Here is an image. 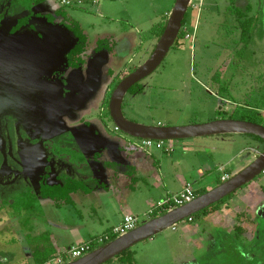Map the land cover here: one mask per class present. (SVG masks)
Masks as SVG:
<instances>
[{"label": "rangeland", "instance_id": "obj_1", "mask_svg": "<svg viewBox=\"0 0 264 264\" xmlns=\"http://www.w3.org/2000/svg\"><path fill=\"white\" fill-rule=\"evenodd\" d=\"M175 1H77L66 6L72 20L78 22L88 36L89 53L94 51L99 39H113L116 42L114 53L94 56L98 64L97 75L91 95L86 98V106L60 114L63 120L66 116L67 124H73L74 127H78L80 117L90 119L95 128L94 135L104 137L106 142L101 145L104 154L99 153L100 159L97 161L100 166L104 159L110 157L114 146L118 147V145L111 146L108 151L105 144L118 143L122 147L128 145L134 148L139 142L121 131H116L112 121L107 124L108 127L96 128L99 124L97 117L104 93L107 88L109 91L113 88V85H110L112 80L110 71L115 75L123 71L128 73L129 70L141 66L148 60L158 41L152 28L166 19L168 14L170 15ZM192 2L194 5L188 10L190 20L187 25L192 34L191 40L171 48L161 66L141 82L144 88L142 93H128L125 96L124 116L130 121L147 126H187L217 119L248 118L251 109L259 108L262 109L261 120L264 123V0L245 1L252 4V13L261 23L247 46L240 41L237 22L228 10L230 0H193ZM53 3L55 1L52 0ZM225 137L214 136L171 142L175 154L179 153L180 145L183 144L191 154L201 153L199 157L201 161H211L210 173L204 180H198L196 174L188 177L196 188L207 184L205 180H213L217 183L220 175L217 169L218 163L215 164L211 157L202 153L200 149L205 146L211 148L222 146ZM258 145L261 149L264 148L263 143L260 142ZM126 152L130 159L123 160L125 165L138 156L152 164L156 161L152 154L156 156L171 154L156 147L151 149L149 155L135 148ZM248 154L249 152H245L244 155L246 162L253 161L254 155L247 156ZM88 157L92 158V155ZM242 158L243 156H239L237 161H241ZM124 164L123 168H119L116 176H109L108 180L111 183L126 182L128 176L125 174L127 168ZM235 164L236 162L229 168H233ZM255 183L260 188H264V174L258 176ZM98 190L99 188H95L89 195L78 193L74 196L76 202L74 205L62 208H57L51 200H41L42 208L36 213L34 210L21 209L22 206L20 207L16 202L19 200L18 196L12 197L15 199L13 208L0 207V261L4 264H34L31 253L32 241L26 238L24 222L27 228L34 229V234L52 232L56 238V247L70 240L73 230L81 231L85 240L91 235L109 233L111 230L105 231L115 224L112 220L111 225H108L109 220L102 218L108 208L102 205L104 202ZM143 191L148 189L143 188ZM259 202L253 215L247 210L241 212L240 209L230 208L231 213L226 212L221 217L222 226L227 232L235 234V227L241 226L244 229L241 237L235 236L234 239L226 237L224 229L218 227L213 233L209 232L210 236L204 234L206 241L205 239L199 241L193 239L194 235L185 234L184 226L187 225L185 220L176 225L175 230L170 228L153 237V240H146L134 246L131 250L135 253V264L194 262L205 264V261H210V256L216 253L214 250H219L220 240H223V237H226L228 244L233 246L234 250L231 249L233 254L239 247L244 249L241 252L246 260L263 262L264 207L260 208ZM138 217L139 225L150 219L147 213H142ZM214 223L217 225L218 221ZM196 224L191 228L201 224V220H197ZM227 256L231 257V252ZM222 258V255H215L212 264H223ZM106 264H117V262L114 260Z\"/></svg>", "mask_w": 264, "mask_h": 264}, {"label": "flooded vegetation", "instance_id": "obj_2", "mask_svg": "<svg viewBox=\"0 0 264 264\" xmlns=\"http://www.w3.org/2000/svg\"><path fill=\"white\" fill-rule=\"evenodd\" d=\"M53 1L55 3L52 4V0H0L2 209H11L10 202L5 204L2 197L37 194L44 186L55 185L65 179L82 178L89 183L96 182L94 190L101 189L107 178L101 174L106 164L102 162L100 166L97 162L99 154L95 153L106 142L104 137L94 135L95 128L90 119L80 117L78 127H74L67 124L66 116L63 120L60 114L86 106V98L91 95L97 75L98 64L94 56L114 53L116 42L99 39L94 51L89 53L88 36L85 34L87 48L82 51L77 38L78 27L66 9V6L81 0H65L68 4H63V0ZM101 40L103 45L100 49L98 42ZM134 70L136 68L117 75L110 71L113 88L112 91L107 88L104 93L96 128L108 127L110 121L113 123L109 108L112 93ZM112 157L117 159L115 154ZM112 166L116 168V165ZM33 231V236L43 234H34Z\"/></svg>", "mask_w": 264, "mask_h": 264}, {"label": "crops", "instance_id": "obj_3", "mask_svg": "<svg viewBox=\"0 0 264 264\" xmlns=\"http://www.w3.org/2000/svg\"><path fill=\"white\" fill-rule=\"evenodd\" d=\"M258 110L262 113V109L258 108ZM224 136H226V139L222 141V146L214 148L205 146L200 149L202 153L209 155L215 164L218 163L219 168L217 169L220 175L217 183L213 180H205L207 184L198 188L193 185L194 183L190 182L188 177L196 174L198 180H204L207 174L210 173L209 170L211 161H201L199 159L201 153L191 154L190 150L181 144V150L178 154H175V152L159 156L152 154L151 156H153L156 160L152 164L147 159L138 156L130 160L129 163L125 165L123 160L130 159V157L126 155V150L128 149H125L128 145L122 147L119 146V144L110 143L112 146L118 145L121 153L119 152L118 154L114 152V154L117 155V159L112 157L113 154H110L109 158L104 159L106 162V169L102 170L101 173L107 178L105 182H102V190L99 189L98 194L104 202L102 205H106L108 208L102 218L105 217V220H109L108 225H111L112 222L110 221L112 220L115 224L114 226H110V228H108L105 232L121 225L125 217L128 215L138 216L142 213L146 214L156 204L165 201L173 194L181 192L187 185L193 186L194 190L206 189L209 191L215 188L223 182V178L225 176L231 178L250 165L252 161L246 162V156H244L245 152H249L247 156L254 155L253 158L255 159L258 154L253 152V150L258 152L263 151V149H261L258 145L260 142L255 140L251 135L232 134ZM252 144H257V146H252ZM239 156H243L241 161H237ZM113 161H118V164L120 163V165H116V168H114L112 165L115 164L110 163ZM235 162L236 164L234 167L229 168ZM123 164L126 166L125 168H127L125 170V174L128 176L127 178L129 181L126 179V182L124 183L119 181L111 183L110 180H108V176H116L118 172H115V170H119ZM143 188H147L148 191H143ZM263 189L264 188H260L255 181L249 183L237 191L231 199L220 207L219 210L216 211L211 209L208 213L202 214L197 219L198 221L201 220V224L197 227L191 228V226L197 225V220H193L192 222L186 220L187 225L184 226L185 234L189 236L194 235L193 239L196 238L199 239V241H203L205 239L204 234L210 236V233H213L215 228L221 227L224 229L222 226L223 224L221 223V217H223L226 212H230V208L240 209L241 212H243V210H247L253 215L255 212L254 210H257V207L259 206L257 204L258 201H260L259 204H261L260 208L264 207ZM150 190H153V192H150ZM75 195L77 194H74L73 196ZM75 203L74 199V204ZM98 207H100V205H98ZM216 221H218L217 225L214 223ZM224 231L226 233H230L227 232L226 229H224ZM50 233L52 244L58 255L61 254L62 251L77 244L87 242L89 239L96 236L91 235L88 240H85V236H83L81 231L73 230L71 231V239L66 242H62V246L56 247L55 235L52 232Z\"/></svg>", "mask_w": 264, "mask_h": 264}, {"label": "water", "instance_id": "obj_4", "mask_svg": "<svg viewBox=\"0 0 264 264\" xmlns=\"http://www.w3.org/2000/svg\"><path fill=\"white\" fill-rule=\"evenodd\" d=\"M99 1V0H81ZM193 0H176L174 7L168 17L163 34L158 39L151 56L134 72L130 73L114 89L110 99V116L116 127L126 136L136 140L152 141H182L195 138L224 136L232 134H244L256 136L264 143V126L250 121L236 119H217L203 124L187 126H147L128 120L123 113V102L130 89L145 78L152 75L163 63L171 48L175 45L180 32L183 29V22L186 14L192 5ZM3 111L0 110V116ZM104 146V145H103ZM109 151L112 145L105 144ZM131 147L128 146V149ZM136 150H140L134 145ZM134 148H131L134 149ZM101 150V152H100ZM119 147H114L112 154L120 152ZM142 151V150H141ZM103 152V153H102ZM95 153L104 154L102 146L95 150ZM121 153V152H120ZM148 155L151 152H145ZM104 163H106L104 161ZM120 165L118 161L110 162ZM264 171V148L258 152L257 157L245 169L238 174L217 185L207 193L197 196L194 200L177 208L167 211L165 214L152 217L142 223L134 230L118 236L113 241L101 246L82 258L65 264H106L120 256L134 246L152 239L156 235L189 219L190 217L210 208L221 202L224 198L235 194L237 191L255 181Z\"/></svg>", "mask_w": 264, "mask_h": 264}, {"label": "trees", "instance_id": "obj_5", "mask_svg": "<svg viewBox=\"0 0 264 264\" xmlns=\"http://www.w3.org/2000/svg\"><path fill=\"white\" fill-rule=\"evenodd\" d=\"M245 1L246 0H230V5L228 7V10L232 14V16H234L237 22V28L240 33V41L244 43V46H247V44L251 42L252 36L254 35L255 30L258 28V26L261 23L259 22V18H257L252 13L253 12L252 4L247 3ZM168 17L169 16H167V18L164 19L162 22L153 26L152 32L157 39H159L161 35L163 34L164 29L167 24ZM189 18H190V12L186 14L185 20L183 22V29L179 34V37L175 43V47L179 46L180 41L184 39L185 37L184 28L187 27L188 21L190 20ZM74 24L77 25L78 27L77 28L78 29L77 38L81 42L80 47L82 48V51H85V48H87V44H86L87 37L85 33L83 32L80 24L76 21H74ZM108 44H110V42H108ZM98 45L99 46L103 45V40L99 41ZM99 48L101 49V46ZM143 90L144 88L142 84L138 83L135 86H133L129 92L132 94H140L143 92ZM261 119H262L261 112L258 110V108H254L250 110V115H248V118L242 117L238 120L250 121V122H254V123L261 124L264 126V123ZM252 137L255 140L263 143L262 139H260L259 137H256V136H252ZM78 154L80 155L79 152ZM75 158H74L75 159L74 161L75 163H77L78 162L77 156H75ZM95 183L96 182H92L91 184L82 178L81 179H65L61 183H58L55 185L53 184L50 186H44L43 188H41L40 192L37 194L34 192H31V193H26L25 195H17L18 196L17 198L19 200L16 202L20 204V207L22 206L21 209H24V210L26 209V210H31V211L34 210L35 213L37 211H40L42 208L40 204V198L50 199L57 208H62L64 206H71L74 204V201L72 199L73 194L80 193V192L89 194L94 190L93 186ZM205 193H207L206 189L195 190L196 197L201 196ZM263 193H264V189H263ZM233 195L234 194L224 198L221 202L211 206L210 208H207L201 211L200 213L190 218H192L193 220H197L202 214L208 213L211 209L216 210V211L219 210L220 207L224 203H226L229 199H231ZM2 200L5 204L10 202L9 205L11 208H13L15 205V201H14L15 199L12 197L11 198L2 197ZM166 212L167 211H165L162 214H165ZM158 215L159 214L156 213L152 217H157ZM23 224H24V231L27 234L26 238L32 241L31 249H32V257L34 260V264H47L49 261H51L52 259L58 256L52 244L51 234L49 232H45L39 236H33L31 235L33 228L32 229L27 228L26 227L27 225L25 224V222ZM235 230H236L235 234L226 233L225 236L232 237V239H234L233 237L236 236L238 238V236L241 237L244 234L243 232L244 229L241 226L235 227ZM226 237H223V240H220L221 246L219 250L215 249L214 251H216V253H214V255H211L210 261H205V264H212L214 262L213 258L215 255H222L223 264H264V261L261 262L259 260H254V259L246 260L244 258L243 252H241V250H244V249H239V247L235 249L234 254H233L232 250H234V248L231 244H228L227 242L228 240H225ZM115 238L117 237L116 236L111 237L107 243L113 241ZM230 252H231V257H228L227 254H229ZM114 260H116L117 264H135L136 263L135 253L131 249L125 251L120 256L116 257V259ZM114 260H111L110 262H113ZM0 264H4V263L1 262ZM192 264H198V263L194 262Z\"/></svg>", "mask_w": 264, "mask_h": 264}, {"label": "built area", "instance_id": "obj_6", "mask_svg": "<svg viewBox=\"0 0 264 264\" xmlns=\"http://www.w3.org/2000/svg\"><path fill=\"white\" fill-rule=\"evenodd\" d=\"M62 3L68 4L66 3L65 0H63ZM184 32H185V37L180 41V44L181 43L183 44L186 41L191 40L192 38V34L189 32L187 27L184 28ZM136 147L144 152H150L153 147H156L158 150H164L167 153H172L174 151V147L172 143L165 141L139 140L138 144H136ZM253 152L258 154V151L253 150ZM227 179H229V177L225 176L223 178V182H225ZM195 198H196V194L193 186L187 185L181 192L177 194H173L170 197H168L165 201L156 204L147 212V215L149 218L156 213L162 215V213H164L165 211H169L171 209L189 203ZM187 221L192 222L193 219L189 218ZM138 225H139V217L134 215H128L125 217L121 225L111 229L109 233L96 236L87 242L72 246L69 249L62 251L61 254H59L56 258L49 261L47 264H65L78 260L83 256L91 253L93 250L105 245V243H107L111 237H115V236L118 237L124 235L137 228ZM175 227L176 226L173 227V230L176 229Z\"/></svg>", "mask_w": 264, "mask_h": 264}]
</instances>
